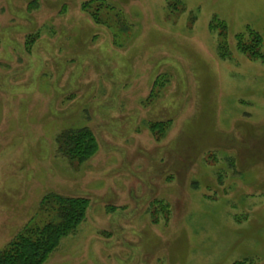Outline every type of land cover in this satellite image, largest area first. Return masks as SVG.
Returning a JSON list of instances; mask_svg holds the SVG:
<instances>
[{
    "label": "rangeland",
    "instance_id": "1",
    "mask_svg": "<svg viewBox=\"0 0 264 264\" xmlns=\"http://www.w3.org/2000/svg\"><path fill=\"white\" fill-rule=\"evenodd\" d=\"M84 1L0 0V249L55 192L89 204L43 264H264V59L235 38L264 53V0H104L110 27ZM82 126L72 163L55 139Z\"/></svg>",
    "mask_w": 264,
    "mask_h": 264
},
{
    "label": "trees",
    "instance_id": "2",
    "mask_svg": "<svg viewBox=\"0 0 264 264\" xmlns=\"http://www.w3.org/2000/svg\"><path fill=\"white\" fill-rule=\"evenodd\" d=\"M92 3H95L92 6ZM180 0H166L169 13L177 12ZM81 8L97 24L108 26L110 19L108 11L113 10L110 4L104 0H85ZM106 9V11H102ZM104 12V14H101ZM115 15V14H114ZM121 24L124 19L120 13H116ZM209 28L216 31L218 48L226 46V25L223 21L213 18ZM236 46L250 58L264 59V53L260 51L261 36L249 29L235 36ZM245 38V39H244ZM28 46L26 48L28 49ZM30 49V48H29ZM28 49V51H29ZM225 55V54H223ZM159 75L157 78H160ZM152 132L160 130L162 124L149 123ZM56 151L61 157H65L72 163L82 164L90 159L98 150V142L87 126L67 128L62 130L56 137ZM149 210L153 222H157V215L167 219L168 210L163 200L157 199L151 202ZM89 201L82 196H65L55 192L45 193L38 203V211L31 216L23 226L7 241L0 249V264H43L49 255L58 247L60 240L74 233L78 225L84 220ZM157 205V208L154 207ZM232 264H257L253 259L243 258Z\"/></svg>",
    "mask_w": 264,
    "mask_h": 264
}]
</instances>
